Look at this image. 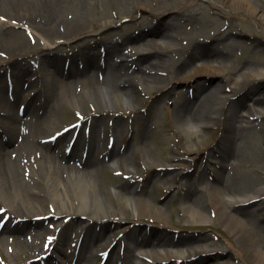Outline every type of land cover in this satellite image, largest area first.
Returning <instances> with one entry per match:
<instances>
[{
    "label": "bare ground",
    "instance_id": "obj_1",
    "mask_svg": "<svg viewBox=\"0 0 264 264\" xmlns=\"http://www.w3.org/2000/svg\"><path fill=\"white\" fill-rule=\"evenodd\" d=\"M157 1L159 2L157 6L155 5L151 9L149 6L137 2V0H99L93 6V10L96 8L104 10L107 17L108 8H121L124 12L123 19L129 18L133 20V24L139 13L148 11L151 14H156L154 10H158V5L162 4L161 0ZM209 1L230 11H243L255 18L264 19L262 12L264 8L259 0ZM62 5L63 3L57 0H38L32 4L27 3L26 0H0V24H2L1 17H5L8 23V29L6 27L0 32V51H4L2 49L4 48L9 52L8 60L0 58V82L3 78L2 71L5 70V73L10 69V76L14 82V92L17 97L24 92L20 85V78L28 76L29 72L28 69L25 72L22 71L23 62L14 59V56L19 54L16 50L22 48L23 45L13 44L11 46L9 44L12 32L16 33L25 23L29 24L33 33L44 41L42 51H48L44 55V63L51 64L58 75L61 68L60 59L56 54L50 57L55 48L53 41L71 44L74 39L89 33L83 24V14L80 11L81 8L87 10V4H82L81 7H78L80 4L76 5L78 12L75 14V20H61L65 28L63 33L57 29L56 24L51 20L65 7ZM131 6L132 9L130 10L129 7ZM182 10L190 11V8H183ZM47 13H50L51 17L45 21V25L38 24L37 19L45 20ZM199 15L201 14L197 12L196 16ZM189 20L192 21V18ZM171 21L174 20L169 19L150 28L149 34H151L152 40L148 44L142 42L143 32L138 36H130L122 44L119 42L107 44L105 46L107 55L103 58L104 65L102 64V54H99L100 63L96 54L87 55L92 47L89 49L88 46H84L82 50L86 54L85 69L73 68L72 72L69 71L68 76L80 79L79 82L84 83L85 86L79 95L71 97L69 103L72 109L78 111L80 109L86 110L83 104L87 100L103 109L114 108L123 112L134 109L140 101L138 86L145 91L154 87H161L165 82V77L158 72L168 71L171 73L176 60L168 58L166 54L175 53L185 56L190 52L189 58L197 55V53L203 54V57L195 63L190 62L187 58L179 67L181 73L177 71V81L188 82L189 87L194 89V98H186L184 102L179 103L176 107L175 117L178 133L183 139V151L190 154L194 161L203 155L202 159L208 160L204 170L209 168L208 165L212 166L214 156L219 154L220 169L214 175V182L211 183V187L207 188L204 183H201V180L204 179L203 173L201 178L193 179L191 174L180 172L182 168L189 170L195 167V163L189 164L177 158L160 166L179 169L176 170V176L184 174L182 182H180L185 185L188 191L184 200L183 211L189 223L207 221L213 225L215 223L224 225L249 260L254 264H264V180L262 179L261 182L247 181L243 174H239V169L244 167L243 155L247 153L246 139L253 137L258 142L261 138L257 134L264 135V88H262L264 86V70H251L245 66L235 73L236 71L232 69V66H227L228 52L235 49L234 44L221 47L222 35L219 33L217 36H209L207 32L205 33L207 37L204 38L210 43H200L196 40L195 35L189 36L179 23H174L171 28L169 26L165 28L166 25H171ZM112 24L115 22L111 21L110 25ZM107 27L109 25L105 23L103 28ZM182 40L188 41L189 44L183 45ZM150 44L154 46L153 50L146 49ZM123 45L134 48L131 52H125V49L121 48ZM201 48L205 49H202V52H200L201 50L198 51ZM259 61L263 62L264 60L260 59ZM189 65H191L190 72L183 74V68ZM63 67L65 68V66ZM97 70L104 74L103 82L96 80L95 72ZM203 77L211 82L218 78L219 81L212 88L206 89L202 82ZM55 81V78L46 77L37 79L31 84L30 91L25 95L23 101L27 102L29 111L33 114L36 113L37 116H35L32 125H29L31 121L26 123V129H28L26 134L21 135L23 129L20 126L17 129L12 108L5 110L6 115L4 117L0 116V144L2 143V147L4 146L3 148L0 147V211L7 209L5 216L13 214L15 218L22 219L50 217V223H56L54 217H62L56 223L57 227L61 228L56 249L57 257L53 258L49 264H67L66 261H69L71 255H68L67 250L63 247L66 246V243L68 246L70 245L71 241L68 242V239L74 230L72 225H76V234H83L85 240L90 236L93 239L92 244L86 245L84 242L76 259V264H90L96 259L97 252L102 251L105 245L116 241L119 235L117 229L122 228L119 226V222H115L118 219L124 221L128 218L141 219L146 217L154 218L165 224H170L172 220L166 204L161 203L154 206L149 199L159 190L157 183L153 185L151 191H147L145 199H140L139 195L141 194L139 193L144 187L135 188L134 186L123 185L117 189H112L100 182L95 166L103 165L104 162L99 157L102 150L96 132H93L91 137L83 143L84 152L88 156L85 162L88 170L83 174L81 170L63 166L56 157L49 153L53 144H44L43 141L52 137L51 133L62 122V119H58L57 115L53 113L56 109L57 98L51 85ZM222 83H226V87L232 89L230 94H222ZM252 84H254L253 88H249ZM236 89H239V92ZM2 90L0 85V92ZM243 92L246 94L242 95ZM197 96H200L199 100H197ZM234 96H241L240 99L244 98L251 102H234L231 99ZM43 98L46 100L43 107L35 108L37 105L34 100H42ZM242 108L246 110V114L241 111ZM43 111V116H40ZM117 121L119 125L120 120ZM260 123L263 125L261 128L258 126ZM117 130L118 127H115V132ZM150 135H153L152 131L145 127L141 132L139 143H146ZM6 137L7 143H3L2 139ZM19 137H22L20 142ZM262 139V143H264V137ZM238 141L240 142L238 143ZM120 143L117 140L115 146ZM55 148H58V144L55 145ZM45 149L47 152L43 153L42 158L40 160L36 158L32 162L34 154ZM113 151L109 154L112 155ZM118 152L119 154L122 153L120 150ZM11 153H19L18 159H13ZM122 154V158L117 164L119 168L117 170H125L126 174H134L138 168L135 159L125 151ZM65 157L66 155L63 153L61 158L66 160ZM27 158H29L28 162H25ZM141 161L143 159H140ZM146 161H148L147 158L144 159V162ZM35 163H37V168H35ZM257 166L260 169L253 167V171L264 178V158ZM228 167L229 171H227ZM62 174H66V177H63ZM184 180L185 183H183ZM205 191H209L207 199L204 198ZM207 207L212 211L211 217L208 219L203 214ZM243 209H247V212L242 214L240 211ZM213 214L216 216L215 219L212 218ZM68 217L73 219L65 224L64 218ZM10 227L1 233L2 243L6 240L5 234L8 232L10 235H15L16 233H24L29 228L41 230L36 235L37 240L46 233L54 234L45 228L44 222L33 224L30 220L15 228ZM121 232L125 231L122 230ZM133 235L130 232L117 242L114 250H117L119 245H124L125 253L120 259L111 258L107 264H114L118 260L121 264H177L179 261H184L183 264H195L204 260L203 255L205 254L220 251H223L224 255L226 252L228 253L221 246L212 242L207 243L205 247L188 244L184 246L185 249L183 250L180 248V244H187V242L182 239L175 242L174 237L167 238L169 235L154 243L151 241L150 234L144 235L146 237H143L140 242L134 241ZM103 237L106 239L105 241ZM15 246L17 250L18 247L21 248V256L35 255L39 249V244L36 241L26 244L19 240L16 241ZM1 247L4 249V246ZM16 256H18V252L11 255L13 258ZM196 257L198 259L189 262ZM13 260L12 263L14 264ZM73 261L74 257L70 264ZM223 264L235 263L232 259L227 258L224 259Z\"/></svg>",
    "mask_w": 264,
    "mask_h": 264
},
{
    "label": "rangeland",
    "instance_id": "obj_2",
    "mask_svg": "<svg viewBox=\"0 0 264 264\" xmlns=\"http://www.w3.org/2000/svg\"><path fill=\"white\" fill-rule=\"evenodd\" d=\"M26 1L30 4L38 2V0ZM57 1H60L63 3L62 6H65L60 11V13L56 14L51 20L54 24H56L57 29L63 33L65 28L63 27L61 20H75V14L78 12L76 5L80 4L78 7H81L82 4H87L88 9L85 10L81 8L80 11L81 14H83V24L88 29L89 33L86 36L75 39L72 45H67L65 43L55 45L58 48L52 52L51 57L58 53H65L67 55L69 50H72V52H80L84 46H88L89 49L92 47V50H89L87 55L93 56L96 53H100L103 46L107 44H116L118 42L122 44L125 39L133 35L138 36L142 32L144 34V36L141 37V39H143L142 42L148 44L150 43V40H152L151 34H149L150 28L171 19L174 21H171V25H166L165 28H168V26L171 28L174 23H179L183 27V30L187 31L189 36L192 34L195 35L197 38L196 40L200 41V43L208 42L204 41V37H207L205 34L207 32V35L209 34V36H217L219 33L222 35V38L220 39L221 47L231 43L234 44L235 49H231L228 52L229 57L227 66H232V69L236 71L235 73L242 70L245 66L251 70H264V61H259L260 59L264 60V19L255 18L243 11H230L228 9L222 8L221 6L213 4L209 0H161L162 4L160 6L158 5V10H154L156 11V14H151L148 11L139 13L134 20L135 23L132 24L133 20H127L124 22L126 19H123L124 12L121 8H108L107 17L105 16L104 10H100L99 8L93 10V6L97 4L99 0ZM137 2L149 6L151 9L155 7V5L157 6L159 3L157 0H137ZM259 2L264 8V0H259ZM183 8H190V11H184L182 10ZM129 9L131 10L132 6L129 7ZM46 11H48V9H46ZM197 12H199L201 15L196 16ZM262 12L264 13V9H262ZM13 17L17 18L15 16ZM50 17L51 14L47 13L46 19L42 21V18H38L37 23L45 25V21L49 20ZM191 18L192 21L189 20ZM111 21L115 22V24L110 25ZM105 23H108L109 27L103 28ZM7 26L8 24L4 22L0 24V32ZM35 39L37 43L33 44ZM181 43L186 45L188 41L182 40ZM9 44L11 46H13V44L23 45L22 48L16 50V52L19 54H16L14 59L19 61L24 60L28 63H30V60L32 63L36 56L34 53L42 50L44 47V41H42L37 35L28 36L27 32L24 30H19L16 33L12 32V35L9 38ZM148 46L149 47H146V49L153 50L154 46H151V44ZM121 48L125 49V52H130L134 47L123 45ZM2 49L4 51H0V56H7L9 52L4 48ZM202 49L205 48H201L198 51L201 50L200 52H202ZM189 53L185 56L178 54L176 55L175 53L166 54L168 58L170 57L171 59L176 60L175 65L171 69V73L168 71L158 72L160 75L165 77V82L161 87H154L148 91H145L143 88L138 86L140 101L138 105H136V108H134V112L131 111L133 109L126 110L124 112H119L114 108L103 109L101 107L99 108L89 100L84 102L83 106L86 108L84 111L88 114H86L87 117H93V122L98 120L96 122V131H98L99 135L102 132V128L110 127V129H115V125H118L117 120H120V124L118 126V135L121 137L123 135V131H125L126 134V139L123 142V148H121V150L125 151V153L128 155H131V157L135 159V163L138 166L137 170L135 171L136 174H130L129 176L126 174L125 170L116 171L118 168L117 164L121 160L123 154H119L117 153L118 151L115 150L113 156L110 157L112 159L111 162H108L110 158L108 160L106 159L103 165H96L95 170H97L100 182L112 189H117L123 185L134 186L135 188L144 187V189L139 193L141 194L139 195L140 199H145L147 191H151L153 185L157 183L159 190H157L155 194L149 199L154 206L161 203L166 204V207L170 213L172 220L170 224H165L154 218L152 219L146 217L141 219L128 218L124 221H120V219H118V221L115 222H119V226L122 227L121 229H117L118 233L122 234H119L121 238L132 232L134 234V241H140L143 237H146L150 234L151 241L154 243L159 242L164 236L169 235L167 238L174 237L175 242H177L179 239L187 242V244H180V248L183 250L185 249L184 246L188 244L195 246L203 245L205 247L207 243L212 242L221 246V248L228 251V253L226 252L224 255L223 251H220L205 254L203 255L205 259L195 264H223L224 259L227 258L232 259L235 264H254L242 252L238 242L224 225L220 223H215L213 225L212 223H207V221H204V219H202L204 222L198 223H189L186 220L185 212L183 211V204L188 195V191L185 185L181 184L184 174L176 176V170L174 167L167 168L165 166H160L168 163L169 161H174L177 158H180L189 164L195 163V167L189 170L182 169L180 172L191 174V178L193 179H196L197 177L201 178L203 173L204 179L201 180V183H204L207 188L211 187V183L214 182L213 176L221 166V160L219 159L220 155L216 154L214 156L215 158L212 162V166L210 167L207 164L210 170H207L208 168L204 170L205 164L208 160H203V155H200V157L194 161L192 156L190 154H186L182 148L183 139L178 133L175 117L176 107L179 103L184 102L187 96L190 95V97H192L193 92L189 86L185 85V82H178L176 78L178 74L177 71H180L179 67L184 62V60L189 58ZM201 57H203V54L197 53V55L190 57L189 60L190 62L195 63ZM48 65L49 64L47 63L43 64V73L49 78L56 79L51 87L53 91H55L57 98L56 109L53 111V113L57 115L58 119H62L61 124L57 125L59 130L63 126L72 124L74 121H76V111L74 109L72 110L69 101L71 97L76 96L78 93L83 91V86L73 77L69 76L67 78H63L61 75L62 68H60V74L57 75L55 69H52L51 67L48 68ZM191 65L186 66L185 68L182 67L183 74L190 72ZM179 73H181V71ZM2 75L3 78L0 82V85L3 87V92L0 94V97L4 96L6 86V78H4L5 74ZM95 78L97 80V72L95 73ZM22 80L23 78L21 77V85L24 83ZM218 81L219 78L212 82L209 79H205L204 77L202 78V82L205 84L206 89L212 88ZM253 86L254 84H252L250 88H253ZM262 88H264V86ZM229 89L231 90V88L226 87V83H222L223 95L225 92L228 93ZM168 90L169 92L167 93ZM236 90L239 92V89ZM233 98V101L237 103L251 102L250 100L246 101L244 98L235 100L237 99V96H234ZM243 109L244 108H242L241 111L246 114V110ZM129 112H132L133 114L128 115ZM258 126L261 128L263 125L260 123ZM145 127H148L153 133V135L149 136L147 142L144 143L146 145L139 143L141 132ZM170 133H173L174 137H171ZM257 136L261 138V140L258 142L255 141L253 137L246 139L245 141L247 153L246 155H243L242 162L244 167L239 169V174H243L247 178V181L261 182L262 179L264 180V178L256 174L253 171V167L260 169V167L257 165L262 162L264 158V143H262V138L264 135L259 133ZM168 139L170 140L168 141ZM191 140H193V138H191ZM67 141L68 139H66V142ZM104 142L105 145L103 151L106 152L109 149L107 147V141ZM239 142L240 141H238V143ZM241 143H243V141ZM52 152L53 153L50 154L58 157V150H55V152L53 150ZM35 155L34 157L36 159L37 157ZM261 157L263 158L261 159ZM145 158H147L148 161L144 162ZM28 159L29 158L25 159V161L28 162ZM140 159H143V161L140 162ZM78 160H81L79 156L70 160V167L77 168L76 164L78 163ZM61 162L62 160H60V163ZM113 165L114 167H112ZM37 167V163H35V168ZM87 170L88 169L85 168L83 173ZM227 171H229V167ZM116 172H119V174ZM62 175L63 177H66V174ZM183 183H185V180ZM208 197L209 191H205L204 198L207 199ZM211 212L212 211L208 207L204 209V217L207 219L210 218ZM240 212L243 214V212H247V209H243ZM212 216V218L215 219L214 214ZM50 225L51 224L46 223L45 228H49ZM72 227L74 229L72 231H75L76 225H72ZM144 229H146L147 232L146 230L144 231ZM122 230L125 232H121ZM38 232L40 233L41 230H37V228H29L22 234L20 239L24 241H32L34 240V235H37ZM144 232L146 233L144 234ZM43 237L44 236H42L41 239H36L35 241L39 242V240H43ZM5 238L6 240L4 243H2L0 236V264H4V260L10 263L12 262L11 259H14V261L18 262L19 264L22 263L26 256L20 255L22 253L21 248L18 247L17 250L14 244L11 245L12 242H8L9 238H11L8 234L5 236ZM105 240L106 239H104V241ZM92 242L93 239L91 236L87 238V244H92ZM26 244H30V242H27ZM1 246H4V249ZM108 248L113 249V246L110 247L109 245H105L103 250ZM119 251H121L120 246H118L117 250L113 252V254L115 253L113 256L119 257L122 255ZM16 252H18V256L15 258L11 257V255L15 254ZM121 252H123V250ZM96 257L97 258L90 264H100L102 259L101 256L98 257L97 253ZM197 258L198 257L193 258L189 262L194 261Z\"/></svg>",
    "mask_w": 264,
    "mask_h": 264
}]
</instances>
